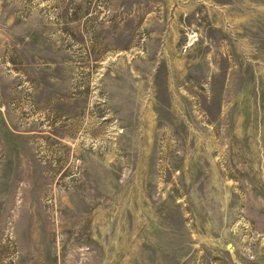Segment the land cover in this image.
Instances as JSON below:
<instances>
[{"label":"rangeland","instance_id":"1","mask_svg":"<svg viewBox=\"0 0 264 264\" xmlns=\"http://www.w3.org/2000/svg\"><path fill=\"white\" fill-rule=\"evenodd\" d=\"M0 264H264V0H0Z\"/></svg>","mask_w":264,"mask_h":264}]
</instances>
